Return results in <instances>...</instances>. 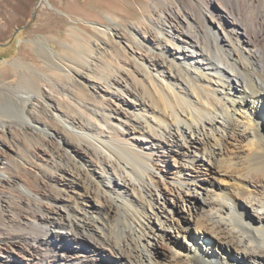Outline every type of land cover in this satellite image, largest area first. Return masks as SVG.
<instances>
[{"label": "bare ground", "instance_id": "bare-ground-1", "mask_svg": "<svg viewBox=\"0 0 264 264\" xmlns=\"http://www.w3.org/2000/svg\"><path fill=\"white\" fill-rule=\"evenodd\" d=\"M94 27L0 92V264H264V0Z\"/></svg>", "mask_w": 264, "mask_h": 264}, {"label": "rangeland", "instance_id": "rangeland-1", "mask_svg": "<svg viewBox=\"0 0 264 264\" xmlns=\"http://www.w3.org/2000/svg\"><path fill=\"white\" fill-rule=\"evenodd\" d=\"M149 4L150 0H0V71L9 67L6 61L12 63L19 57L26 61L24 68L15 71L10 68L11 73L3 77L4 80L0 77V92L6 85H13L14 88L7 92L16 97L31 91L32 76L46 74L53 78L50 75L54 67L39 53V46L44 44L59 51H66L71 46L75 51L80 48L76 45L78 39L96 46L99 34L94 24L115 28L120 22L131 26L149 12ZM21 71L27 75L19 84ZM40 78L43 85L49 81ZM15 110L12 106L3 119L17 123ZM165 165L167 169H176L178 162L173 158L166 159ZM9 190L12 192V189L4 188V195L11 194ZM113 218L117 222V216ZM117 224L119 228L120 224ZM158 254L162 256L163 249Z\"/></svg>", "mask_w": 264, "mask_h": 264}]
</instances>
